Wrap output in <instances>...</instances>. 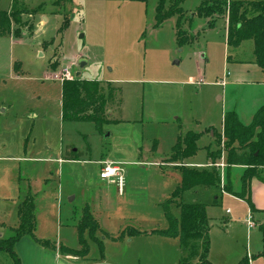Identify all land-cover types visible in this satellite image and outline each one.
I'll list each match as a JSON object with an SVG mask.
<instances>
[{
    "label": "rangeland",
    "instance_id": "rangeland-1",
    "mask_svg": "<svg viewBox=\"0 0 264 264\" xmlns=\"http://www.w3.org/2000/svg\"><path fill=\"white\" fill-rule=\"evenodd\" d=\"M159 1L0 0L2 10H10L15 2L21 11V21H13L11 34L0 37V237L14 234L20 226L18 208L33 199L34 234L22 237L14 247L22 264H43L44 257L35 249L57 254V242L72 250L60 247L57 264L115 261L122 244H111L118 241L111 236L105 241L101 226L114 230L157 223L161 228L167 224L166 209L178 216L182 200L206 205L212 264H238L247 256L250 264H264V214H255L257 227L249 229L250 205L224 195L222 186L229 179L238 189L244 166L218 170L220 189L201 186L174 198L183 167L151 164L172 153L180 134H201L208 125L220 129L227 110H235L245 124L252 122L251 113L264 103L256 105L254 98L264 94V87L226 88L221 82L226 68L235 72L233 62L253 58V42L247 41L235 52L227 43L225 14L212 16L208 23L214 22L213 27L204 29L205 17L195 15L191 23L200 29L190 32L191 23L185 17L195 13L204 0L183 1L180 28L176 27L179 15L156 27ZM173 3L165 0L164 11ZM178 30L186 32L189 41L180 44ZM82 59L87 61L85 66L80 64ZM66 66L81 80L100 81V100L106 102L105 115L110 120L102 133L92 121L63 120L60 78ZM14 71L21 75L15 76ZM222 93L224 100H219ZM217 138L221 143L205 146L208 156L215 157L219 151L225 156L224 138ZM204 143L202 135L198 151L188 161L207 162ZM69 146L83 154L79 160L59 163L63 148ZM101 159L130 161L123 162L125 175L130 171L133 178V193L124 197L129 199L126 205L118 194L125 189L121 192L110 186L113 195L106 197L103 185H98ZM185 159L176 162L183 164ZM186 168L212 170L195 164ZM260 173L264 177V167ZM217 194L223 195L216 201ZM87 209L99 214L95 235L103 251L88 229L81 231V217ZM123 228L118 236L127 230ZM200 242L188 240L185 260L194 254L190 261H199L201 250L196 253L195 245ZM67 253L79 255V261L70 260ZM0 264L15 262L11 254L1 251Z\"/></svg>",
    "mask_w": 264,
    "mask_h": 264
},
{
    "label": "trees",
    "instance_id": "trees-1",
    "mask_svg": "<svg viewBox=\"0 0 264 264\" xmlns=\"http://www.w3.org/2000/svg\"><path fill=\"white\" fill-rule=\"evenodd\" d=\"M73 0H60V2H70ZM141 1L147 0H128ZM184 0H174L169 10L164 11L165 0H160L156 9V27L161 26L164 21L175 15H179L177 28H180L181 18L184 10L182 3ZM225 14L228 18L227 43L229 46L238 47L245 40L252 39L255 44L256 63L264 70V1L244 2L232 0H204L198 10L185 19L191 23L195 15L212 18L215 15ZM21 21V11L17 5H12L10 10H2L0 7V37L7 36L13 31V21ZM216 20V19H215ZM214 22L209 23L212 28ZM178 40L180 44L189 41L186 32L178 30ZM79 77V76H78ZM66 80L62 82V118L69 121H92L96 124L99 132L102 133L103 125L110 120L106 117V102L100 100V81L92 79ZM225 146V161L227 168L232 166H244L245 170L239 178V187L234 189L232 182L227 179L222 185L218 168L211 167L212 170H196L183 167L182 183L173 193V197L184 196L192 188L209 187L220 189L221 185L226 193L232 194L245 200L253 210L252 202V182L258 179L264 182V177L260 173V168L264 167V104L255 112L252 122L245 124L241 121L235 110H227L223 120V134ZM199 134L189 131L185 136L180 135L173 146L170 161H178L194 156L198 151L197 141ZM221 143V141H218ZM83 153L72 147H67L64 159L75 161ZM217 161L222 157L219 151L215 157ZM225 169V170H226ZM221 195H215L217 201ZM173 201L172 199L170 202ZM169 202H166L167 205ZM179 205V217L173 215L166 209V218L169 228L164 233L168 236L179 237L181 247L187 249V242L190 238L201 241L199 246L195 245L196 253L201 250L199 261L195 264H212L208 260L210 249V225L206 205L198 201H181ZM167 206H165L166 208ZM35 204L33 199L23 202L19 207L20 226L8 238L0 237V252L6 251L11 254L15 264H22L18 254L15 252V244L24 236H33L35 230ZM80 225V224H79ZM89 230V235L98 241L103 251L101 242L96 237L98 223L93 218L90 210H86L82 217L81 231ZM82 232V233H83ZM136 233V231H134ZM83 240V239H82ZM85 244V241H82ZM68 251H72L68 249ZM103 253V252H102ZM195 253V254H196ZM189 260H182L179 264H194L190 260L194 254H190ZM238 264H250L247 257H243Z\"/></svg>",
    "mask_w": 264,
    "mask_h": 264
},
{
    "label": "crops",
    "instance_id": "crops-1",
    "mask_svg": "<svg viewBox=\"0 0 264 264\" xmlns=\"http://www.w3.org/2000/svg\"><path fill=\"white\" fill-rule=\"evenodd\" d=\"M75 1L76 0H73L70 2L74 3ZM220 18L221 17H218L217 19L222 20V21H225L227 19V22L224 23L225 24V30L227 32L228 18L227 17H226V19H223V18L220 19ZM209 20H210V18H205L206 24L203 27L201 26V29L208 27V25H209L208 21ZM218 20L216 22H218ZM216 25H217V23H216ZM198 29H200V28H194L193 23H191L189 25V31L192 33H194V31L197 32ZM247 41L253 42V58H250L249 61L238 60V61L233 62L235 72L229 73L227 71V68H226V72L222 78V79H224L222 82H225L224 86H226V88H228L229 86L233 87V86H238V85H242V84L247 85V86H252V87L253 86L264 87V70L260 66H258V64L256 63V56H255V52H254L255 51L254 41L252 39L243 41L240 44V46L234 47L235 52L239 51L241 49V47H243V44L246 43ZM249 47H251V44ZM198 54L202 55L203 58H206V54L203 51H199ZM228 60H229V57L227 58V61ZM14 73H15V76H17V77L21 75V73H16L15 71H14ZM217 83H220V82H217ZM223 93H224V91H223ZM223 93L221 95H219V100H224ZM263 96H264V94H263V92H261V94L259 96H256L254 98V101L256 100V105L259 104V101L264 102V101H261V97L263 98ZM263 104L264 103H261L260 105H258L257 109ZM255 112L251 113L250 117H253ZM223 120H224V118H223ZM120 121L126 122V120H124V119H120ZM210 127H212L213 130L210 131L209 133H207L206 131ZM195 133L199 134L198 132H195ZM214 133H216L218 135L223 134V121H222L220 129H217V128L213 127L212 125H208V127L203 132H201V134H199V139H198L197 143L201 139L202 135H205V143H204V147L202 149H204L206 151V155H207V162L206 163H198V164L191 163L190 161H188V158H186L184 160L183 164L176 162V161H170L169 158L172 154L171 153L165 159L162 158V160L151 161V164L160 165V166H164L167 168L172 167V166H176V167L177 166H179V167L194 166V164L197 167L203 168V169L206 167H209V164L215 162V160H213V158H210L208 156V151L205 148V146H210L212 148L215 146L214 143L215 142L217 143V141H218L217 136L218 135L215 137ZM180 135H183V134H180ZM177 140H178V138H177ZM177 140L175 141V144H176ZM155 145H156V143H155ZM156 148L155 147L153 148V151H152L153 156L155 155L154 153H155ZM198 149H199V146H198ZM65 152H66V149L63 148L62 156L58 159V162L59 163H61V162H63V163L73 162V161L64 159ZM101 160H108V159H101ZM120 162H124L126 164V162L128 163L130 161L129 160H121ZM144 163L145 162H143V164ZM127 170H129V168ZM127 174H128V176H127V184H126V187L124 188L125 190L123 191V193H120V192L118 193L119 195H121V198H124L127 195L130 197L131 194L133 193V184H131V181L133 178H131L129 175L130 171H128ZM182 178H183V176L181 175V181H182ZM97 183H98V185L99 184L103 185L101 190L104 192L106 197H108L109 195H113V192L110 191L112 189L110 187L111 185L107 184V182H105L101 179H98ZM197 188H199V187H197ZM198 191H199L198 189L193 190V194H197ZM225 194L230 195V196H234V195L229 194V193H224V195ZM71 198L73 200H75V197H71ZM192 198H193V200H195L194 197H192ZM124 200L125 201H121V202H123V204L126 205L129 199L124 198ZM132 200H130V201L132 202ZM16 201L19 204L21 202V197H18V200L16 199ZM252 202H253L254 209L253 210L251 209V211H250L251 216L249 219L252 220V222L254 223V226L249 227V229H251V228L254 229L257 227V223L255 221V214H262V215L264 214V182L261 180L254 179L252 182ZM118 206H119V202L117 203V207ZM229 212L230 211H227V213H229ZM91 214L94 216L95 220L98 222L99 221V219H98L99 214L96 211L91 212ZM179 214H180V211H179ZM179 214H178V217H179ZM18 215H19V211H18ZM249 219H247V225H248ZM19 220H20V215H19ZM80 220H79V223H80ZM19 223H20V221H19ZM79 223H78V225H79ZM166 223L167 224L163 225V227H161V228L159 227V225H157V223H155L157 225V228H154V226H155L154 223H150L147 226H146V224H144V225L140 224L139 226H135V227H131V226L129 227L128 226V228L126 226L128 224H125L124 226H126V227H124V228L120 227V228L114 229V230H109V229L103 228L101 226L102 229H101L100 233L103 236L105 234L103 239L106 241V240H108V237L111 236L110 238L112 240H118V241L117 242L109 241V242L113 245L121 243L122 244L121 247L123 249L118 253V257L115 261H110V260L104 259V260H96V261H88V262H90V264H178L180 261H182L186 257H188V255L186 253V249L181 247L179 237L168 236L164 233L166 230H168V228L170 226L168 220ZM35 228H36V226H35ZM122 228L123 229L126 228L127 230L122 231L123 232L122 236H118L120 233V230ZM128 230H131V231L129 232ZM134 231H136V233H134ZM64 246L65 245H63L61 242H57V246H56L57 249L55 250L57 252V254H54V252L46 251V250H43L40 248H37L35 250L44 257L43 259H45V261L42 262L43 264H57L56 259L58 260L61 258V256H62L61 249L64 248ZM60 247H61V249H60ZM65 248L67 250L71 249V247H69V246L68 247L65 246ZM134 248H136V250H134ZM65 255L72 261H75V260L79 261V255H71L68 253ZM195 258H198V257L195 256ZM29 262H31V261H29ZM250 262H251V260H250ZM67 263L70 264L71 262H67ZM24 264H26V263H24ZM27 264H31V263L27 262Z\"/></svg>",
    "mask_w": 264,
    "mask_h": 264
},
{
    "label": "built area",
    "instance_id": "built-area-1",
    "mask_svg": "<svg viewBox=\"0 0 264 264\" xmlns=\"http://www.w3.org/2000/svg\"><path fill=\"white\" fill-rule=\"evenodd\" d=\"M78 75V74H77ZM77 75L74 74L71 67L66 66L61 72V81L75 80ZM225 84V82H222ZM123 162L113 160H101L99 177L101 180L107 182L111 186L117 187L121 192L124 190L127 184V176L125 175V167ZM209 167L218 168L220 171H224L227 168L224 155L217 160L209 164ZM229 211V210H228ZM249 227H253L254 223L251 219L248 220Z\"/></svg>",
    "mask_w": 264,
    "mask_h": 264
},
{
    "label": "water",
    "instance_id": "water-1",
    "mask_svg": "<svg viewBox=\"0 0 264 264\" xmlns=\"http://www.w3.org/2000/svg\"><path fill=\"white\" fill-rule=\"evenodd\" d=\"M81 66H85L87 64V61L85 59H82L80 61Z\"/></svg>",
    "mask_w": 264,
    "mask_h": 264
}]
</instances>
